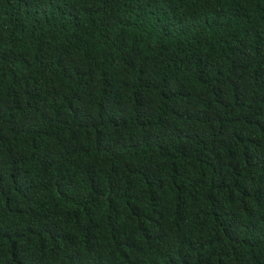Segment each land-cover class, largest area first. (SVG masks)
<instances>
[{
    "label": "trees",
    "instance_id": "trees-1",
    "mask_svg": "<svg viewBox=\"0 0 264 264\" xmlns=\"http://www.w3.org/2000/svg\"><path fill=\"white\" fill-rule=\"evenodd\" d=\"M0 264H264V0H0Z\"/></svg>",
    "mask_w": 264,
    "mask_h": 264
}]
</instances>
